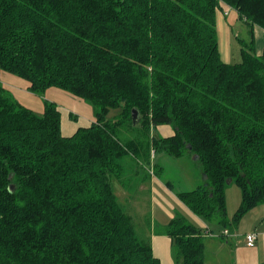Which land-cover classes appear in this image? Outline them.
<instances>
[{
	"label": "trees",
	"instance_id": "16d2710c",
	"mask_svg": "<svg viewBox=\"0 0 264 264\" xmlns=\"http://www.w3.org/2000/svg\"><path fill=\"white\" fill-rule=\"evenodd\" d=\"M227 7L250 34L238 63L220 54ZM257 29L264 38V0H0V69L40 97L84 99L96 118L65 136L56 102L36 113L0 82V264H161L115 188L147 182L153 150L198 157L205 183L178 196L200 217L236 225L264 203ZM164 124L172 136L156 132ZM229 183L242 192L232 222ZM202 231L172 219L176 264H205Z\"/></svg>",
	"mask_w": 264,
	"mask_h": 264
},
{
	"label": "crops",
	"instance_id": "0c3cea01",
	"mask_svg": "<svg viewBox=\"0 0 264 264\" xmlns=\"http://www.w3.org/2000/svg\"><path fill=\"white\" fill-rule=\"evenodd\" d=\"M259 39V47H261V43L264 42V38L259 35ZM256 51L257 53H264L263 47L260 52L257 45ZM2 76L5 79V82L2 84L8 89H10V87L16 88L18 87L17 85H21V88H17L21 90L20 98L15 95L19 99V101L20 99H25L26 101H24L26 103V106H34L35 109L41 111L43 109L44 111V105L42 101H39V96L37 94L30 91V84L27 80L23 79V81H21L22 79H19V77H16L10 73H3ZM45 97L49 100H53L58 104L59 109L62 113V132L65 136H71L78 130V128L88 127L96 121L93 107L84 99L77 97L76 95L68 91L52 87L47 89V91L45 92ZM73 116L76 118H73ZM156 132L163 137H169L175 133L172 126L166 124L160 125L157 128ZM130 136L131 135L129 134L124 135L125 138H128ZM152 153L153 165H156V162L162 163L166 161L169 155L163 151L154 153L153 150ZM186 154H189L190 157L193 156V161H196V163L198 164L197 156L191 153ZM161 168L162 167H160V169ZM151 169L153 170V172H151ZM200 172L202 173V179L205 183L206 179L204 178V173L201 169ZM147 174L149 176L147 182L141 183L137 188L135 186L128 187V190L133 192L132 195H130L125 187L121 185L116 184L115 188L116 190H118V194L121 197L122 201H126V206H128L127 203L131 202L132 204L130 206H133L135 208H145L147 210H149V208H152V222L153 224H156L159 229H157V226H155L151 231L149 229L145 230V234L149 236L153 253L155 257L160 260L161 264H176V259L173 255V240L168 235L167 230L171 224L172 219L174 217H179V215L183 216L189 222L197 227H200L203 230L202 234L205 264H264V203L250 210L236 225L232 224L231 226H224L220 224L216 219H205L207 222L213 225H221V228L215 231V234L212 229L213 225L211 228L209 223H207L203 219V217H200L193 213L181 201L178 193L182 190H178L176 194L173 193L172 182L170 180L166 181L160 178V176L157 174V171L155 172V169H153L152 167L148 170ZM232 185L238 186L235 183H229L226 188L227 213L230 222L233 221V215L239 208L242 201L241 191L233 190L230 195L228 194L229 192L227 189ZM198 187L196 186V188ZM238 197L240 200L239 202H237L238 204L235 205L232 200L238 201ZM158 209L161 210L162 214L159 213L157 215ZM230 217H232V220ZM225 230H228L230 232V235L223 234ZM252 231L258 232L259 236L257 241L255 242V245L250 246L247 244L246 233Z\"/></svg>",
	"mask_w": 264,
	"mask_h": 264
},
{
	"label": "rangeland",
	"instance_id": "374dc122",
	"mask_svg": "<svg viewBox=\"0 0 264 264\" xmlns=\"http://www.w3.org/2000/svg\"><path fill=\"white\" fill-rule=\"evenodd\" d=\"M225 13H229L228 14L229 16L226 15ZM216 26H217V30H218L219 48H220V54H221L222 59L228 63L241 62V60H242V55H241L242 44L244 43L246 38H250V34H249V31H248V28H247L245 22L242 20H239L238 13L236 12V10H234L230 7H227L225 12H223L222 10L217 11ZM259 35H260V33H259V30L257 29L255 42H256V45L258 47V50L261 52L262 47L264 49V42L261 43V47H259V43H260ZM241 39H244V40H241ZM259 54H263V53H259ZM3 73H9V72H6V71L0 69V82L1 83L5 82V79L2 76ZM14 76H16V75H14ZM16 77H19V76H16ZM19 79H22L21 81H23V78L19 77ZM24 80H26V79H24ZM17 86L18 87H16V88L10 87V89H11V93H13L14 96L17 95L20 98L21 90L17 89V88H19V87L21 88V85H17ZM38 98H39V101H42V103L44 105V99L46 97L43 98V97L39 96ZM24 100L25 99H20L19 102L21 104L25 105L26 100L25 101ZM50 101H53V100L50 99ZM28 108H31L33 111H35L36 113H39V114L44 112L43 109H42V111L37 110V109H35L34 106L33 107L31 106ZM44 109H45V105H44ZM120 112H121L120 108H113L109 111L107 117L109 119H115V117ZM183 156L180 158H176L174 156L168 155L166 161H164L162 163L156 162V165H155V169L157 171V174L160 176V178H162L163 180H166V181L170 180L172 182V184H173V190L172 191L175 194L177 193L178 190H182V191L183 190L184 191L185 190H191L193 188H196V186L198 187L199 185H202L204 183V181L202 179L203 178L202 173L200 172V167L196 163V161H193V156L190 157L189 154H186ZM194 158H195V156H194ZM122 161L124 162L125 165H127V168H129V170H131V172L134 173L135 167H136V161L131 157L130 158H128V157L123 158ZM160 167H162V168L160 169ZM136 181L137 180H135V182ZM227 190L229 192L228 193L229 195L233 192V190L241 191L240 188L236 185L230 186ZM239 200L240 199L238 197V201L232 200V202L235 205H237L238 204L237 202H239ZM123 202L125 204L126 201L123 200ZM127 204H128V206L126 207L127 212L131 215V217H132V219H133V221H134V223L138 229L142 230L145 233V230L149 229L151 231L155 226H157L156 224H153V222H152V219H153L152 218V215H153L152 208H149V210H147L145 208L140 209V208H135L133 206H130L132 204L131 202H129ZM129 207H130V209H129ZM237 210H236V212H237ZM236 212H235V214H236ZM159 213L162 214L160 209L157 210V215ZM234 215H233V217H234ZM228 218H229V216H228ZM230 218L232 220V217H230ZM203 219L205 220V218H203ZM207 223H209V222H207ZM209 225L212 228L213 224L209 223ZM232 227H234V226H232ZM220 228H221V225L215 224V225H213L212 229L215 233V231H217ZM157 229H159L158 226H157ZM248 233H251V232H248Z\"/></svg>",
	"mask_w": 264,
	"mask_h": 264
},
{
	"label": "built area",
	"instance_id": "2783aa9c",
	"mask_svg": "<svg viewBox=\"0 0 264 264\" xmlns=\"http://www.w3.org/2000/svg\"><path fill=\"white\" fill-rule=\"evenodd\" d=\"M263 34H264V31H263ZM151 172H153L152 169H151ZM223 234L230 235V232L228 230H225ZM258 236H259V233L256 232V231L251 232V233H247L246 234L247 244L250 245V246L255 245V242L257 241Z\"/></svg>",
	"mask_w": 264,
	"mask_h": 264
},
{
	"label": "water",
	"instance_id": "95a60500",
	"mask_svg": "<svg viewBox=\"0 0 264 264\" xmlns=\"http://www.w3.org/2000/svg\"><path fill=\"white\" fill-rule=\"evenodd\" d=\"M133 123L136 124L140 120V113L138 109L134 108L132 111ZM204 178L207 179V174H204Z\"/></svg>",
	"mask_w": 264,
	"mask_h": 264
}]
</instances>
